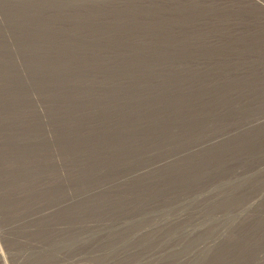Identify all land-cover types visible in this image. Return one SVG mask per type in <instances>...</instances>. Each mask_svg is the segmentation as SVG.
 Instances as JSON below:
<instances>
[{"label": "rangeland", "instance_id": "1", "mask_svg": "<svg viewBox=\"0 0 264 264\" xmlns=\"http://www.w3.org/2000/svg\"><path fill=\"white\" fill-rule=\"evenodd\" d=\"M0 12L15 42L11 49L0 28V212L10 230L43 226L30 237L45 245L65 226H128L134 239L174 226L168 236L195 238L189 249L169 237L128 255L131 244L91 250L86 233L81 247L33 254L32 244L4 241L0 226V264H183L224 236L199 264H255L264 185L228 204L188 208L264 168V156L253 158L264 128L188 150L252 115L264 121V0H0ZM36 110L47 111L53 143ZM242 157L248 162L236 163ZM168 158L154 179L119 181Z\"/></svg>", "mask_w": 264, "mask_h": 264}, {"label": "trees", "instance_id": "2", "mask_svg": "<svg viewBox=\"0 0 264 264\" xmlns=\"http://www.w3.org/2000/svg\"><path fill=\"white\" fill-rule=\"evenodd\" d=\"M0 28L2 30V33L4 35L6 43L10 46L11 49H14L15 42H14L12 35L10 34V31H9L10 26H9L8 22L6 21L4 15L1 12H0ZM14 64H15L20 76L23 78V80L25 82H28L29 81L28 74L24 68V65H23L21 59L15 58ZM239 74H241V73H239ZM36 97L37 96L35 94H32V96H30L33 104H34V102H36L35 101ZM250 104H252V103H250ZM36 111H37V116L40 118L42 123L45 125L44 126V128H45V132H44L45 141H47L49 143H53L55 140V135H54L53 129L50 126H47V124H49V120H50L47 111H44V112H42L40 110H36ZM259 115H262V114L252 115L251 117L243 120L240 126L237 125L238 127L227 128L226 129L227 131L224 134H222L218 140L208 141L209 139H207L200 144L193 145L191 147V149L188 150V153L189 154H199L202 150H204L203 148H205V149L211 148V147L215 148V147H218V146L225 144L226 142L234 140L239 134H241L243 132L251 133V132H256V131L264 128V121L254 122V118L256 116H259ZM257 142L264 143V141H262V140L257 141ZM257 151L258 152L254 155L253 158H261L264 156V147L258 149ZM152 154H155V152H150L147 156H153ZM53 155H54V158H53L54 162L60 167L59 168L60 171H62L61 180L64 182L63 186L67 190L68 189L66 186L67 180H66V176L64 174L65 173L64 169L62 168L63 163L60 161V157L55 150L53 152ZM157 160H154L153 162L148 163L147 165H149V166L151 165L148 169H146L142 172H139L137 174H133L132 172H134V171H132L129 175L124 176V178L120 179L119 181L121 183L130 184L134 180H136V181L140 180L139 182H141V181H146L149 178L154 179L158 174H160L161 172H163L165 169H167L168 167H170L172 165L171 162L173 161V158H168L165 160H159V161H161L159 163H156V162H158ZM247 162H248V158L242 157L239 160H237L236 163H243L244 164ZM147 165H145V166H147ZM102 174H103V172H102ZM248 177H249L248 179H244L246 181L243 184L241 183L239 185H235V186H231V187L228 185L222 193L217 194V196L215 198L208 200L207 203H206L207 198L203 199V200L196 198V202H197L196 205H190V207L188 208V209H190L189 211L192 213H195L196 211L202 210L203 207L208 206L210 204V202H212L211 206H213L215 203L228 204V203L234 202L235 200L236 201L239 200L241 196H245V195L253 192V190H255L259 187L262 188L263 187L262 185H264V168H261L258 171L253 172ZM108 186L110 187V185H108ZM71 193H70V197L72 196ZM262 197H263V199L261 201L262 209L260 208V211H259L260 216H261L262 210L264 209V191H263ZM233 198H235V199H233ZM159 206H161V205L160 204H152V207L154 209L159 208ZM254 215H255V217L259 216L256 214H254ZM110 224H112V223L110 222ZM0 226L6 227V230H4V235H3L4 241L16 242L17 244H19V246H25V245L29 246L32 244L31 245L32 247H33V245L35 247H37L36 249L32 250L33 254L39 253L41 251L40 249H46L47 246H51V245L53 247H56V248L57 247H67V246H71V245H74L75 247H81L84 244H86V242H87V241H85V242L80 241L81 238H83L84 234H86V233L94 234L89 239V240H91V242L88 244L89 247L91 246V250L92 249L98 250V248L101 245H108V244H111L112 246H114L115 244H118L114 247V250H118L120 248H123L126 244H131L136 249H134V248L131 249L128 252V255L129 254H135V253H137L138 250L142 249V247H144L147 244H157L164 239H168L171 236H168L167 233L172 231L174 228V226H150L149 227L150 229L147 231L146 234L143 235V237L134 239L128 233V226H121L120 228H114V226H107L108 228L106 227L104 230L98 231L97 233H96V230H98V229L94 230V232H92V231L89 232L88 228H86L85 226H65L64 228L54 230V232H52V234L50 235L51 244L45 245V243H43L39 240H33V238L30 237L31 234H35V233H38V231H42L43 226H37V227H29L28 226L27 228L24 229L23 235L18 234L15 232L17 230H15V229L10 230L11 221H8L4 212H0ZM210 227L211 226H205L204 228L200 229V231L202 233L204 232V234H205L208 231L207 229ZM234 227L235 228H240V227L243 228V226H231V228H234ZM50 228L52 229L53 227L50 226ZM124 235H127L128 237L125 240H122L121 237ZM19 236L26 237V239H20ZM172 237L183 238L182 249H184L186 247H187V249H189L188 245H190V243L195 240V238H192V237L184 238L185 235L183 234V232L176 233ZM172 237H171V239H172ZM221 240H219L216 244H212V245L208 246L207 248L200 247V249H198L197 252L193 253V255L191 256V258L189 260L184 259L182 261V263L183 264H199L202 260H204V258H203L204 256H211L216 249L220 248L223 245V241L221 242ZM140 244H141V246H140ZM177 248H180V246ZM102 254H104V252ZM123 257L121 256L120 258H123ZM255 264H264V252L258 253L256 255Z\"/></svg>", "mask_w": 264, "mask_h": 264}]
</instances>
